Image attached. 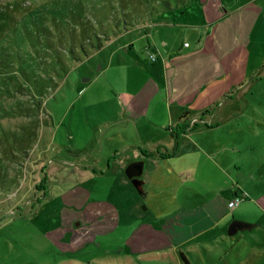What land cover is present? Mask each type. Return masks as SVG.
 Returning <instances> with one entry per match:
<instances>
[{"label":"rangeland","instance_id":"1","mask_svg":"<svg viewBox=\"0 0 264 264\" xmlns=\"http://www.w3.org/2000/svg\"><path fill=\"white\" fill-rule=\"evenodd\" d=\"M215 1L219 17L200 25L195 4L191 21L180 16L189 0H0V264H88L86 255L106 249L161 244L134 240L146 220L149 235L165 227L147 216L156 198L166 200L168 162L143 163L138 192L120 167L139 150L105 137L100 120L119 107L123 73L135 61L151 65L149 31L179 49L206 30L211 37L198 42L240 47L264 63V0ZM175 9L178 24L164 25ZM94 91L102 97H85Z\"/></svg>","mask_w":264,"mask_h":264},{"label":"crops","instance_id":"2","mask_svg":"<svg viewBox=\"0 0 264 264\" xmlns=\"http://www.w3.org/2000/svg\"><path fill=\"white\" fill-rule=\"evenodd\" d=\"M193 4L200 16L195 23L206 25V18L211 21L219 17L218 2L189 0L179 8L185 23L191 21L188 7ZM177 13L176 9L171 12L172 21L164 25L178 24ZM202 33L211 37L206 30ZM150 34L144 37L156 58L149 66L135 61L132 73H123V85L117 92L119 107L105 110L100 124L107 125L105 137H118L120 144L133 143L139 150V154L123 160L121 169L135 159H142L144 165H149L152 157L167 160L166 182H160L159 190L166 194V200L156 198L147 216L158 219V224L165 222V227L157 225V235L152 231L149 235L143 227L146 220L134 244L157 236L163 240L159 245L86 255L87 263L183 264L182 252L190 264H264V63L253 65L240 47L200 43L201 34L179 49L166 39L159 46ZM117 61L120 66L122 60ZM82 88L78 89L79 98L87 91ZM85 97L102 96L94 91ZM91 106L89 109L95 111L93 103ZM192 121L195 125L174 140L170 132L174 123L190 125ZM100 124L92 128L97 130ZM164 144L173 148L160 149ZM115 145L112 141L111 146ZM156 151L173 152L162 157ZM241 192L244 199L228 208V200ZM232 219L253 225L228 234Z\"/></svg>","mask_w":264,"mask_h":264},{"label":"water","instance_id":"3","mask_svg":"<svg viewBox=\"0 0 264 264\" xmlns=\"http://www.w3.org/2000/svg\"><path fill=\"white\" fill-rule=\"evenodd\" d=\"M142 166H143V160L135 159L129 161L123 168V172L125 176L128 179H130V182L138 192H140L142 189L141 188L142 179L138 177L142 173ZM252 225H253L252 223L246 221L232 219L228 224L227 233L232 234L237 230L249 229Z\"/></svg>","mask_w":264,"mask_h":264},{"label":"trees","instance_id":"4","mask_svg":"<svg viewBox=\"0 0 264 264\" xmlns=\"http://www.w3.org/2000/svg\"><path fill=\"white\" fill-rule=\"evenodd\" d=\"M264 68V67H263ZM208 109L202 111V112H206ZM196 122H192L190 125L188 124V122H181V123H178V122H175L174 123V127H172V129L170 130L172 136L174 137V140L177 138V136L184 132L186 129H188L189 127H192L195 125ZM142 152L145 154L146 153V150H142ZM160 156L164 157V156H169L173 151H170V152H163V153H160L158 151H156ZM155 152V153H156ZM149 154L150 153H153L152 151L148 152ZM41 183L39 184L41 188H44V182H45V177H42L40 179ZM180 255V259L181 261L183 262V264H190L189 261L186 259V257L184 256V254L182 252L179 253Z\"/></svg>","mask_w":264,"mask_h":264},{"label":"built area","instance_id":"5","mask_svg":"<svg viewBox=\"0 0 264 264\" xmlns=\"http://www.w3.org/2000/svg\"><path fill=\"white\" fill-rule=\"evenodd\" d=\"M184 44H187V43L185 42ZM148 56L151 60H154L156 58L155 54L153 53H149ZM244 197H245L244 192H241L240 194L234 195L233 197H231L227 202L228 208L230 209L233 208L239 201L243 200Z\"/></svg>","mask_w":264,"mask_h":264},{"label":"flooded vegetation","instance_id":"6","mask_svg":"<svg viewBox=\"0 0 264 264\" xmlns=\"http://www.w3.org/2000/svg\"><path fill=\"white\" fill-rule=\"evenodd\" d=\"M138 177L140 178V175ZM129 181H130V179H129Z\"/></svg>","mask_w":264,"mask_h":264}]
</instances>
